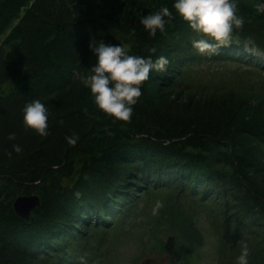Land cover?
Listing matches in <instances>:
<instances>
[{
    "label": "trees",
    "instance_id": "obj_1",
    "mask_svg": "<svg viewBox=\"0 0 264 264\" xmlns=\"http://www.w3.org/2000/svg\"><path fill=\"white\" fill-rule=\"evenodd\" d=\"M173 3L0 0V264H74L79 253L101 257L115 220L136 217L143 193L158 192L163 207L152 223L145 216L135 222L149 224L158 250L175 261L190 259L203 243L197 215L212 205L219 264H238L241 242L249 249L248 264H264V107L258 116L252 108L264 97L224 99L213 108L163 90L183 82L188 89L185 74L206 62L260 69L245 47L264 53V0H236L243 27L214 54L192 47L200 37ZM162 6L174 19L153 37L138 20ZM91 40L169 60L166 71L153 70L142 84L130 122L100 111L90 89L74 79V71L96 63ZM198 93L206 96V89ZM35 99L48 109L46 137L23 125L22 109ZM69 136L75 145L67 143ZM14 144L22 152H14ZM72 178L73 185L64 184ZM33 191L40 207L22 219L12 201ZM222 222L227 234H221Z\"/></svg>",
    "mask_w": 264,
    "mask_h": 264
},
{
    "label": "clouds",
    "instance_id": "obj_2",
    "mask_svg": "<svg viewBox=\"0 0 264 264\" xmlns=\"http://www.w3.org/2000/svg\"><path fill=\"white\" fill-rule=\"evenodd\" d=\"M175 12L189 25L197 37L192 40V47L200 54H214L221 46L227 45L232 38L233 30L243 27V17L237 15L236 0H174ZM174 19L167 6L139 17V24L151 35L157 31L164 32L165 27ZM131 34H134V30ZM211 41V42H210ZM214 42V43H213ZM89 50L96 57L94 66L85 72L74 71V79L79 80L90 89L97 108L116 120L130 122L133 106L142 95L141 86L150 77L153 70L164 72L169 60L159 56L153 60L129 54V50L119 45H107L103 41H90ZM155 53V48L148 50ZM23 125L35 131L39 136L48 135V109L39 100L26 103L22 109ZM15 134L8 139L15 140ZM69 145H75L76 138H65ZM13 151L22 152L19 145H13ZM10 155V153H9ZM163 207L157 203L153 214ZM249 249L247 243L241 242V254L238 264H248Z\"/></svg>",
    "mask_w": 264,
    "mask_h": 264
},
{
    "label": "rangeland",
    "instance_id": "obj_3",
    "mask_svg": "<svg viewBox=\"0 0 264 264\" xmlns=\"http://www.w3.org/2000/svg\"><path fill=\"white\" fill-rule=\"evenodd\" d=\"M262 6L260 5L259 8ZM128 48L127 45H123ZM247 52H251L259 59L261 65L260 69L251 67V65L241 64L231 61H217L206 64H199L194 66L185 74L184 80L189 84L183 82L181 88L171 89L163 88L170 95L182 98L186 103L192 102L202 106L206 104L209 107H219L222 100L236 99H263L264 97V53L257 48L245 47ZM94 66L93 63L91 67ZM189 70V69H188ZM187 70V71H188ZM146 83V82H144ZM10 83L4 85L8 88ZM199 89H206V96H200ZM208 89H214L210 93ZM155 89L152 88L151 93H147L150 97L155 95ZM196 91V92H195ZM208 91V92H207ZM208 93V94H207ZM261 106L264 107V102L256 100L252 102V108L255 112L263 113ZM257 116L258 114L255 113ZM74 179H65L64 184L71 186ZM31 194H37L32 192ZM144 196V197H143ZM163 193H143L142 201L137 211L136 217L132 215L127 218H117L111 232L108 235L107 253L103 256L93 257V254L79 253L75 257L74 264H219V252L217 250L218 235L215 234L212 227L211 212H214L212 205L207 209L200 210L197 218L196 225L201 230L203 235V243L196 249L193 256L188 260L175 261L171 257V252L167 250H158L153 246V239L151 233L147 231V227L154 220L153 209L157 203H161ZM140 203V202H139ZM138 203V204H139ZM40 207V206H39ZM35 207L31 210L37 209ZM208 212L206 213V211ZM30 212V216H31ZM140 216L150 218L149 224L135 225ZM146 219V218H145ZM27 220V219H26ZM218 222V218H216ZM134 221V222H132ZM219 224V223H218ZM222 228V233L227 234L226 225L224 222L219 224ZM144 229V230H143ZM215 229V228H214ZM228 237V235H227Z\"/></svg>",
    "mask_w": 264,
    "mask_h": 264
},
{
    "label": "water",
    "instance_id": "obj_4",
    "mask_svg": "<svg viewBox=\"0 0 264 264\" xmlns=\"http://www.w3.org/2000/svg\"><path fill=\"white\" fill-rule=\"evenodd\" d=\"M40 206V197L37 194H20L12 201V208L22 219H29L33 208Z\"/></svg>",
    "mask_w": 264,
    "mask_h": 264
}]
</instances>
